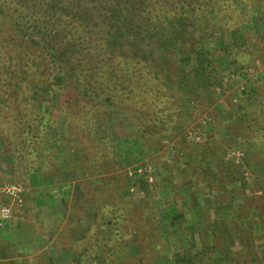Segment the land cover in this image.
I'll use <instances>...</instances> for the list:
<instances>
[{"label":"rangeland","instance_id":"1","mask_svg":"<svg viewBox=\"0 0 264 264\" xmlns=\"http://www.w3.org/2000/svg\"><path fill=\"white\" fill-rule=\"evenodd\" d=\"M257 4V14L233 10L224 23L225 40L238 45L226 54L230 67L211 88L212 102L185 100L186 115L149 137L147 155L135 158L141 144L127 137L136 126L121 111L103 115L116 153L94 145L89 123L86 136L74 132L46 156L54 170L34 176L25 152L12 156L0 139V205L12 209L0 225V264H79L81 253L86 264H184V255L192 264H264V0ZM212 38L222 41L217 32ZM172 58L194 62L182 49ZM244 112L250 126L236 136L227 125ZM213 171L224 180L209 184ZM14 183L21 200L1 189Z\"/></svg>","mask_w":264,"mask_h":264},{"label":"trees","instance_id":"2","mask_svg":"<svg viewBox=\"0 0 264 264\" xmlns=\"http://www.w3.org/2000/svg\"><path fill=\"white\" fill-rule=\"evenodd\" d=\"M249 6L252 15L259 12L257 0H0L2 150L25 152L30 176L54 170L46 156L74 132L86 136L91 123L94 145H111L116 153L103 115L121 111L136 126V136L127 137L141 144L135 158L147 155L149 137L166 125L175 129L186 115L179 111L185 100L212 102L211 88L230 67L226 54L238 45L225 40L224 23L231 11ZM216 32L221 42L210 39ZM178 49L189 62L194 55L191 67L172 58ZM137 91L150 99L134 97ZM246 116L228 122L236 136L250 126ZM203 147L201 163L209 158ZM213 174L209 184L224 180ZM83 254L75 256L79 264H86ZM182 259L192 264L187 255Z\"/></svg>","mask_w":264,"mask_h":264},{"label":"built area","instance_id":"3","mask_svg":"<svg viewBox=\"0 0 264 264\" xmlns=\"http://www.w3.org/2000/svg\"><path fill=\"white\" fill-rule=\"evenodd\" d=\"M12 200H21L23 187L20 183L7 184L1 188ZM11 206L9 204L0 205V225L8 220L11 215Z\"/></svg>","mask_w":264,"mask_h":264}]
</instances>
